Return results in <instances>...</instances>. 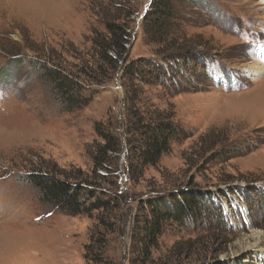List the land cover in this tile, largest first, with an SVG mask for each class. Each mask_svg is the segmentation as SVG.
Returning <instances> with one entry per match:
<instances>
[{
	"label": "rangeland",
	"instance_id": "obj_1",
	"mask_svg": "<svg viewBox=\"0 0 264 264\" xmlns=\"http://www.w3.org/2000/svg\"><path fill=\"white\" fill-rule=\"evenodd\" d=\"M154 1L0 0V264H88L85 247L97 232L107 242L101 264H264V71L252 72L264 68V1L170 0L160 43L143 28ZM121 3L136 12L126 65L81 75L88 105L64 109L42 63L78 75L95 66L94 33ZM133 112L143 122L171 114L175 129L170 151L138 175L126 158L141 141L129 129ZM96 124L124 151L123 170L100 181L89 155L102 142ZM48 169L82 170L119 200L105 213L67 215L28 181ZM181 188L204 194L205 212L168 223L147 257L140 236L149 202Z\"/></svg>",
	"mask_w": 264,
	"mask_h": 264
},
{
	"label": "trees",
	"instance_id": "obj_2",
	"mask_svg": "<svg viewBox=\"0 0 264 264\" xmlns=\"http://www.w3.org/2000/svg\"><path fill=\"white\" fill-rule=\"evenodd\" d=\"M151 8L152 12L147 13L144 18L143 28L147 34H150L152 41L160 43L169 35L170 24H167V22L172 20L174 14L170 10V0H155L151 3ZM135 13L131 5L121 3L112 6L111 10L105 15V31L94 33L92 42L96 58L94 61L95 66L87 65L88 67L86 66L80 71V75L73 74V72L57 64H53V70H49L42 63L41 69L46 72V76L49 78L53 90L58 95L64 109H80L88 105V100L83 95L84 85L82 84L81 75L96 79L97 76L95 75H105L106 69L116 73L126 65L128 45L134 23L131 18ZM166 47L170 46L167 45ZM175 48L177 47H170L168 51ZM178 51L184 52V49L181 48ZM33 64L38 65L35 60ZM145 66H149V63H146ZM134 73L130 72L126 75L128 84H130L128 85L129 89L136 85L134 83ZM133 92L136 93L133 89L129 93V103L132 109L137 108L138 105ZM132 114L135 122L132 120L129 123V129L135 131L141 137V144L139 143L136 148L129 149L126 158L130 162L128 173L138 175L147 166H156L162 156L170 151V142L175 134V129L173 115L171 114L152 115L146 122H143V117L138 112ZM95 130L102 142L98 143L89 155L93 164V179L100 181L105 179V175L102 173L113 175V173L115 174L114 170H123L122 156L124 151L120 140L103 124H96ZM132 144H134V141L129 140V145ZM118 161L120 164H118ZM111 167H113L112 173ZM48 170L40 174H31L28 181L39 190L40 199L44 203L59 208L67 215L90 216L94 212L105 213L114 209L113 205L119 200L115 195L108 198L105 189H98L97 185L100 182H91L82 170H76L75 173H59ZM185 189L181 188L178 192L171 193L166 197L157 196L149 202L151 219L146 220L143 235L140 236L141 243L144 246L143 252L147 257H150L151 251L157 247L163 230L168 223L173 222L184 226L188 220L194 221V218L200 217L196 215H200L202 211L205 212V195L197 190ZM205 207H208V205ZM99 224L105 225V220L100 218ZM98 233L92 236L90 244L85 247V258L88 264L108 262L106 256L107 242L105 238L98 236ZM206 264L225 263L217 261Z\"/></svg>",
	"mask_w": 264,
	"mask_h": 264
},
{
	"label": "bare ground",
	"instance_id": "obj_3",
	"mask_svg": "<svg viewBox=\"0 0 264 264\" xmlns=\"http://www.w3.org/2000/svg\"><path fill=\"white\" fill-rule=\"evenodd\" d=\"M264 1V0H263ZM264 71V68L263 67H261V66H255L254 68H252V72H254V73H258V74H260L261 72H263ZM258 240V239H257ZM261 242H259V240L256 242V247H255V249H257V248H259L260 247V244ZM262 254H264V252H262Z\"/></svg>",
	"mask_w": 264,
	"mask_h": 264
}]
</instances>
